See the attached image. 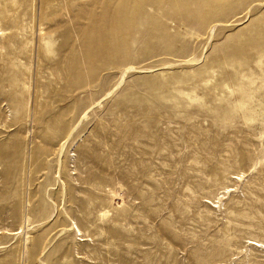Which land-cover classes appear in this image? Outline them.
Returning <instances> with one entry per match:
<instances>
[{"label": "rangeland", "instance_id": "obj_1", "mask_svg": "<svg viewBox=\"0 0 264 264\" xmlns=\"http://www.w3.org/2000/svg\"><path fill=\"white\" fill-rule=\"evenodd\" d=\"M0 264H264V0H0Z\"/></svg>", "mask_w": 264, "mask_h": 264}, {"label": "bare ground", "instance_id": "obj_2", "mask_svg": "<svg viewBox=\"0 0 264 264\" xmlns=\"http://www.w3.org/2000/svg\"><path fill=\"white\" fill-rule=\"evenodd\" d=\"M184 61H185V60H184ZM121 78H122V77H121ZM119 82H120V81H119ZM84 113H85V112H84ZM83 116H85V114H84ZM83 116H82V117H83ZM24 223H28V219H27V218H25ZM73 224H74V223H73ZM26 225H28V224H26ZM250 242H252V241H250ZM252 243H254V242H252ZM254 244L257 245L258 243H254Z\"/></svg>", "mask_w": 264, "mask_h": 264}]
</instances>
